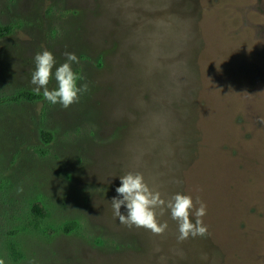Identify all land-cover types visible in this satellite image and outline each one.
Listing matches in <instances>:
<instances>
[{
    "label": "rangeland",
    "instance_id": "obj_1",
    "mask_svg": "<svg viewBox=\"0 0 264 264\" xmlns=\"http://www.w3.org/2000/svg\"><path fill=\"white\" fill-rule=\"evenodd\" d=\"M0 25L3 264H264V0H0ZM44 50L78 57V103L10 100ZM129 172L207 234L122 224Z\"/></svg>",
    "mask_w": 264,
    "mask_h": 264
},
{
    "label": "clouds",
    "instance_id": "obj_2",
    "mask_svg": "<svg viewBox=\"0 0 264 264\" xmlns=\"http://www.w3.org/2000/svg\"><path fill=\"white\" fill-rule=\"evenodd\" d=\"M66 62L56 67V58L48 50L38 52L34 56L36 65L35 71L31 75V83L35 85L34 92L40 94L43 90V97L52 105L60 104L63 108H68L74 103H78L81 94L87 91V84L78 85L81 79L77 72L73 70V63L79 64V59L75 53H66ZM55 68V71L53 69ZM55 79L58 87L49 90L48 85ZM121 186L116 188L118 197L111 200L114 216L119 221L128 226L145 228L154 234H162L166 231L167 222L161 223L158 218L163 215L164 209L170 210L172 220L178 224L179 239L184 240L189 236H204L207 234V226L204 225L202 217L206 215V205L193 200L189 195L180 193L174 194L170 199L165 200L159 191H154L145 181L140 173L129 172L119 177ZM199 205V207H197ZM122 206L126 214L121 212ZM195 217V222L190 219ZM3 264V261H0Z\"/></svg>",
    "mask_w": 264,
    "mask_h": 264
},
{
    "label": "trees",
    "instance_id": "obj_3",
    "mask_svg": "<svg viewBox=\"0 0 264 264\" xmlns=\"http://www.w3.org/2000/svg\"><path fill=\"white\" fill-rule=\"evenodd\" d=\"M10 32H11V28L9 26L0 25V38L10 34ZM10 98H11L10 100L17 102L21 100L37 101L42 98V95L41 94L38 95L31 91H22ZM32 211L35 214V216L38 217H44L45 215H47V211L44 205L40 201H37L33 204Z\"/></svg>",
    "mask_w": 264,
    "mask_h": 264
}]
</instances>
